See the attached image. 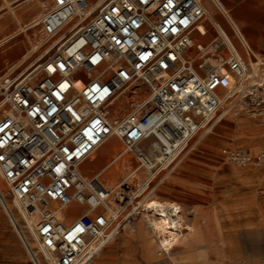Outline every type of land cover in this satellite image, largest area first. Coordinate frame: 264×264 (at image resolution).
I'll return each instance as SVG.
<instances>
[{
  "label": "built area",
  "instance_id": "2783aa9c",
  "mask_svg": "<svg viewBox=\"0 0 264 264\" xmlns=\"http://www.w3.org/2000/svg\"><path fill=\"white\" fill-rule=\"evenodd\" d=\"M97 1L51 0L37 23L47 37L69 35L29 72L0 74L9 105L0 117V203L33 264H88L143 214L131 182L109 188L103 168L83 172L111 134L123 152L139 145L140 164L159 172L221 111L264 114V59L254 71L260 58L221 1L212 0L228 28L210 20L204 0H104L95 9ZM206 20L213 34L205 42L195 33ZM222 158L264 163V143L230 146ZM78 203L87 208L73 217ZM167 211L175 243L185 229L181 208ZM154 233L158 255L171 259L169 235Z\"/></svg>",
  "mask_w": 264,
  "mask_h": 264
},
{
  "label": "rangeland",
  "instance_id": "374dc122",
  "mask_svg": "<svg viewBox=\"0 0 264 264\" xmlns=\"http://www.w3.org/2000/svg\"><path fill=\"white\" fill-rule=\"evenodd\" d=\"M41 1L30 0L35 4L22 13V19L41 17L50 6L51 0H45V5ZM220 1L223 5V0ZM6 2L7 6L0 10V22L7 21V26L0 29V36L16 27V20H11L8 16L10 6L16 4L10 3V0H0V5ZM27 2L24 0L20 5ZM39 4L40 6H37ZM215 11L221 13L217 8ZM31 27L12 37L5 44L0 42V74L14 76L25 74L57 49L58 44L52 43L57 34L47 37L40 23ZM226 27H229L228 23ZM66 34L69 35V32ZM49 47L52 48L38 63L32 62ZM263 54L264 52L259 51L257 55L264 59ZM3 114L1 109L0 117ZM114 139L107 140L94 154L84 160L82 163L84 173L90 175L93 168L107 165L113 155L121 150L123 141ZM230 139L236 146H247L257 150L264 142V114L261 116L234 115L224 114L223 110L212 127L201 128L192 136L187 151L175 168L159 172L153 170L154 174L146 171L141 177L132 180L129 178L127 181L131 182L132 188L136 191L148 177L152 174L156 175L147 183L155 187L147 189L142 194L140 192L137 196L140 200L149 192L141 205L152 198L166 203L173 200L183 203L182 205L175 202L182 210L183 219L189 223L184 230L194 235L196 230L201 228L207 233L205 244L210 251L207 264H227L241 258H245L249 264H258L264 258V163L237 165L222 160L218 154L222 147L229 144ZM113 141H117V148L106 149V146ZM129 151L131 165H140L136 155ZM124 163L121 157L110 164L108 169L120 170ZM145 168L146 166L141 165L139 171L143 172ZM84 169L89 170L86 172ZM108 177L116 182L122 180L121 176L114 174ZM0 184L4 186L1 180ZM156 185L159 186L156 187ZM142 217L143 215H140L134 222L116 232L114 239L112 238L96 255L95 260H105V264H170L168 258H160L157 254L155 233L147 224H145L146 230L140 233L144 237L143 242H148L141 246L142 239L135 235V230L139 223L144 221ZM185 249V242L176 243L170 255L171 259L193 261L199 264L198 260L181 254ZM217 249L223 250V254L215 253ZM0 264H33L1 203Z\"/></svg>",
  "mask_w": 264,
  "mask_h": 264
},
{
  "label": "bare ground",
  "instance_id": "6f19581e",
  "mask_svg": "<svg viewBox=\"0 0 264 264\" xmlns=\"http://www.w3.org/2000/svg\"><path fill=\"white\" fill-rule=\"evenodd\" d=\"M6 1H8V0H6ZM25 1H28V2L23 4V5H20L18 3L16 5L10 6V11L8 10L9 11L8 16L10 17L11 20H13V19L16 20V27L14 29H12L11 31L4 32L1 34V36H0L1 44H5L12 37H15L18 34L26 31L28 28H30L31 26L36 24L39 21V19L42 17V16L41 17L39 16V17H35V18L29 19V20L22 19V17H21L22 13L25 12L26 10L31 9L35 4V3L30 2V0H25ZM41 2L44 3V5H45V0L44 1L42 0ZM102 2H104V0H98L97 3H95L93 5V8L96 9L99 5L102 4ZM7 4H8L7 2L1 4L0 10L5 8L7 6ZM37 6H40V4ZM0 17H1V14H0ZM210 19L214 20V16L211 12H210ZM6 26H7V21L0 22V29L1 30L4 29ZM68 30H70V29H68ZM67 35L68 34H66V31H62L60 33H57V37L55 39L53 38V41H52L53 45L59 44ZM36 48H37V46H36ZM51 48L49 47L48 50L39 54L32 62L38 63ZM261 60H262V58L260 57L259 60H255L252 62L251 66H252V69L254 71H256L258 69L259 63ZM22 61H24V60H22ZM6 104L7 103L4 102V100H0V110L2 109L3 113L9 111V105H6ZM112 136H117V135L111 134L108 137V139L111 138ZM117 137H119V136H117ZM117 145H118L117 141H113L106 146V149L109 148V149L113 150V149L117 148ZM138 149H140L139 145H137L136 147H133V149L131 151L133 153H135ZM128 153H130L129 150L126 152H123V150L121 148L120 151L116 152L113 155L110 162L107 165H104L105 168L102 171V177L104 178V183H105L106 187L115 188L119 185V183H121L122 181L128 180L129 178L132 180L136 177H141L142 175L145 174L146 171H151L154 174L153 169L151 167V164H149V163L144 165V166H146V168H145V170H143V172L139 171L141 168V164L136 165V166L131 165V162H130L129 157H128ZM121 157H123V159L125 161L124 166H122V168H120V170H109L108 166L110 164H112L113 162H115L116 160L120 159ZM88 170L89 169H84V171H86V172ZM111 174L121 176L122 180H120V182L119 181L116 182L115 180L110 179L108 177V175H111ZM153 174L150 177H148L147 180H145L144 184L139 186V189H137V190H139L138 194H140V192L142 194L147 189H149L151 187L152 188L155 187V185L152 186L150 183H149V185H147L148 180L151 178H154L156 176ZM136 180H138V179H136ZM158 186L159 185H156V187H158ZM148 193L149 192H147L142 199L138 200L139 204H142V200L147 197ZM171 204L175 205L177 208H179L175 202L166 203V202L161 201L160 199H157V198H152L150 200H147L145 202V204L143 205L144 206V212L142 214L143 215L142 220H144V221L140 222L141 228L139 229V231L144 232L146 230L145 224H147V226H150L154 232L160 231L162 233H165V235L168 234L169 235L168 239L170 240V243H172L173 233H172V230L170 228L171 227L170 226L171 221L169 219V213L167 211V207ZM35 217H37V215L33 214L32 216H30V220L33 221L35 219ZM180 217L183 219L182 214H180ZM183 222H184L185 227L189 226V223L185 222L184 219H183ZM206 234L207 233L201 228L197 229L194 235L190 234L186 230H183L182 234L177 238L176 242L171 244L172 249L174 248V245L176 243H178V242L184 243L185 242L186 249H185V251L181 252V254L184 257H190L192 259L198 260L199 264H207V259H208V256L210 255V251L208 250V248L205 244V241L207 239ZM214 252L218 253V254H223V250H221V249H217ZM241 260L244 261L245 263L249 264V262L245 258H241ZM231 263H227V264H231Z\"/></svg>",
  "mask_w": 264,
  "mask_h": 264
},
{
  "label": "crops",
  "instance_id": "0c3cea01",
  "mask_svg": "<svg viewBox=\"0 0 264 264\" xmlns=\"http://www.w3.org/2000/svg\"><path fill=\"white\" fill-rule=\"evenodd\" d=\"M204 3L208 7L209 11L213 14L214 21H216L217 23H220L223 26H225V25L227 26V21H226L225 16H224L225 15L224 11H221L220 14L216 13V11H215L216 7H215V4L212 0H204ZM223 5L225 6V8H224V6H222V8H224L226 10V12L229 11L230 16L238 23V25L242 29L245 37L247 38V40L251 44L255 53L258 54L259 51L264 52V0H223ZM204 29H205V31H197L195 33V38L197 40H201V41L206 42L212 38V34H213V28L211 26L210 20L205 21ZM262 56H264V54ZM253 61H255V60H253ZM114 138H118L120 140V138L117 136H112L108 140H111ZM114 140H117V139H114ZM228 142H229V144L225 147H222L221 151L218 154L222 160H224L222 158V156H223L224 152L226 151V149L230 146H236V144H234L231 139ZM236 147H244V148H249L252 151H256V150L252 149L251 147H247V146H236ZM181 160H182V157H181V159H179L177 161V163H175V165H173L169 169L171 170V169L175 168L181 162ZM102 168L104 169L105 167L101 166L99 168H93V170L91 171L92 173L90 175L94 174L97 170L102 169ZM172 202H178V203L183 205V203L181 201H178V200H173ZM76 206H77V211L75 212L73 217L77 216L78 214H80L82 211H84L87 208V204L78 203V204H76ZM183 208L185 209V207H183ZM181 213H182V210H181ZM128 224H131V223H125L121 227V229L125 225H128ZM140 228L141 227H140V223H139L137 229L135 230V232H136L135 235L138 237H141V239H142L141 246H142L143 243H146L148 241L143 242L144 237L141 235V233L139 231ZM155 241H156V239H155ZM156 244H157V241H156ZM106 245L104 247H106ZM104 247H103V249H104ZM157 248H158V244H157ZM95 257L88 264H105V260H102V261L99 260L98 261V260H95ZM159 257L160 258H168V257L160 256V255H159ZM168 259L170 261V264H190V263L195 264V262H193V261H190V262L189 261H180L179 259H177L175 262L170 258H168Z\"/></svg>",
  "mask_w": 264,
  "mask_h": 264
}]
</instances>
